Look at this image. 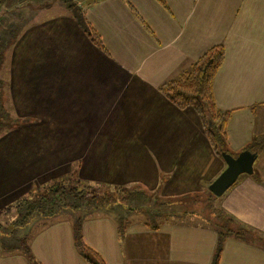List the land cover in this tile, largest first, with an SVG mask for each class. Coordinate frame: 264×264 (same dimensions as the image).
Listing matches in <instances>:
<instances>
[{"label":"crops","instance_id":"1","mask_svg":"<svg viewBox=\"0 0 264 264\" xmlns=\"http://www.w3.org/2000/svg\"><path fill=\"white\" fill-rule=\"evenodd\" d=\"M75 1L102 48L62 2L19 7L21 30L1 69L0 110L20 123L0 137V211L69 174L135 185L159 199L203 190L226 164L196 111L178 108L160 87L214 45L225 51L212 93L217 109L230 112L228 149L238 153L264 134V0ZM255 161L218 205L264 238V156L254 170ZM183 217L133 222L122 236L113 218H86L81 236L105 264H211L216 231ZM239 239L225 238L218 264H264L262 243ZM29 248L39 264H89L71 219L51 217ZM7 250L0 264H31L17 248Z\"/></svg>","mask_w":264,"mask_h":264},{"label":"trees","instance_id":"2","mask_svg":"<svg viewBox=\"0 0 264 264\" xmlns=\"http://www.w3.org/2000/svg\"><path fill=\"white\" fill-rule=\"evenodd\" d=\"M34 1L37 2L38 0ZM157 1L163 3L162 0ZM60 2L65 4L66 10L70 12L72 17L77 21L78 25L89 37V39L99 48H102L103 46L98 34L86 22L82 13V9L76 4V1L60 0ZM3 4L8 9L15 6L22 7L23 0H0V6ZM3 48H5L4 41H0V65L3 62ZM224 54L225 51L222 45L219 44L212 46L207 51H205L188 69L181 72L176 78H173L162 84L160 90L165 95V97H167L178 108L183 109L186 107H192L197 112L203 125L205 135L211 143L214 151L219 156H221L222 152H226L235 156L237 153H232L228 149L226 142V123L230 112H223L217 109L212 93V81L223 63ZM2 87L3 80L0 78V94ZM1 126L3 127V125ZM243 150H249L251 152L257 153L264 151V134L253 137L251 141H249L241 149V151ZM70 177L72 178V175L69 176V178ZM62 178L50 181L45 185L34 188L33 191L28 193L27 198H22L23 201H20H22V203L28 204V207L31 208V211L35 210V212L38 214L40 212H44L45 215L56 214L57 211L59 209L62 210L63 207H68L73 210L81 209V207H85V205L91 208H98L106 203L105 200L107 202L110 201L111 203L117 202L118 205L120 203L119 200H116L114 194L109 195V191L102 193L104 196L106 195L104 200L102 195L97 196L96 193H98V190H93L92 192L90 191L89 186L80 187V180L77 178H74L76 181L74 184H71V186L68 185L69 187H65L62 183ZM113 189L114 190L111 191V193L116 192L117 197H121L125 192L118 187H114ZM142 191H132L128 192V194H135L140 196V199H142L147 196L146 192L143 193L144 191ZM28 197L33 198V200L28 202ZM154 198L158 197L155 195ZM82 220L83 219L81 217H78L73 221L74 244L77 250L87 263L105 264L102 257L83 242L81 236ZM228 222L230 223L229 229L233 230L231 225H234V228L236 229L233 230V232H223L222 228H220V230H216L217 243L211 264H218L223 248V241L230 235L240 239H246V237H250L249 239L253 243H262L260 237L254 235L252 232H250V230H244L241 226H236L231 218H228ZM127 223L129 224V222ZM127 223H125V225L123 224L121 228L117 226L120 235L124 233ZM262 246L264 247L263 243ZM23 251V253L31 261V264H39L32 257L30 249L27 246H24Z\"/></svg>","mask_w":264,"mask_h":264},{"label":"rangeland","instance_id":"3","mask_svg":"<svg viewBox=\"0 0 264 264\" xmlns=\"http://www.w3.org/2000/svg\"><path fill=\"white\" fill-rule=\"evenodd\" d=\"M54 2H60V0H38L37 2L34 0H23V5H47ZM18 19L19 7L15 6L8 9L4 4L0 6V41H4L5 47L3 48V62L0 65V78L2 79L5 76V74H1L2 66L5 64V61H7L12 44L21 30ZM3 89L4 85L0 94V98L2 95L0 101V108L2 109V105H6ZM262 117L264 116L262 115ZM0 122L1 125H3V127L0 125V137H2L7 132L6 130L11 129L12 125L19 124L20 119L14 114L9 112L4 113L0 110ZM262 152L264 151H261L260 153ZM263 156L264 154H261L258 160H260ZM258 160L256 159L255 161L254 170L257 166ZM255 174L260 177L258 172H255ZM71 175L72 178H69ZM74 178L80 180V187L89 186L90 191L92 192L93 190H98V193H96L97 196L102 195L104 200L106 195L104 196L102 193L109 191V195L114 194L116 200H119V205L117 202L111 203L110 201L107 202L105 200L106 203L98 208H91L85 205V207H81V209L73 210L68 207H63L62 210L59 209L56 214L45 215L44 212H40L38 214L35 212V210L31 211V208L28 207V204L22 203L23 200L20 199L22 201L19 200L20 202L18 201L0 211V252H7L9 251L7 249L14 250L16 248L17 250L24 252V246L29 248V241L33 233L42 227L43 224H46L51 217L56 219L67 218L74 221V219L76 220L78 217H81L84 220L86 218L107 216L113 218L117 226L121 228L123 224L125 225L127 222L130 224L137 221H144L152 226H156L163 221L168 220L171 215H178L179 217H183V215H192L194 220L198 218L199 220L204 221L202 223L211 225L215 231L222 228L223 232H233V230L236 229L234 228V225H231L233 230L229 229V217L226 216L219 208V197H215L208 191L207 186L209 184L196 194H188L179 198L159 199L160 197L154 198L155 194H147L148 191L135 185L121 186L110 183L92 182L87 180L84 181L75 174H69L62 178L63 185L65 187H69L68 185L71 186V184L76 182ZM114 187L121 188L123 191H125L124 194L121 197H117L116 192L111 193V191L114 190ZM140 190H143V193L146 192L147 196L140 199V196L128 194V192ZM27 196L28 194L23 198H27ZM32 200L33 198L28 197V202H31ZM188 218L183 217L182 219L188 220ZM129 224L127 223L124 232ZM243 229L246 230L245 228ZM239 240L244 241L243 239ZM261 240L264 244V238H261ZM245 243L252 244L253 242L250 239H247Z\"/></svg>","mask_w":264,"mask_h":264},{"label":"water","instance_id":"4","mask_svg":"<svg viewBox=\"0 0 264 264\" xmlns=\"http://www.w3.org/2000/svg\"><path fill=\"white\" fill-rule=\"evenodd\" d=\"M257 154V152L249 150L240 151L235 156L222 152L221 158L225 162L226 167L208 185V191L215 197H220L237 181L239 176L251 175Z\"/></svg>","mask_w":264,"mask_h":264}]
</instances>
